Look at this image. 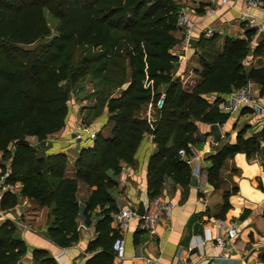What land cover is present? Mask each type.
Wrapping results in <instances>:
<instances>
[{"label": "trees", "instance_id": "obj_1", "mask_svg": "<svg viewBox=\"0 0 264 264\" xmlns=\"http://www.w3.org/2000/svg\"><path fill=\"white\" fill-rule=\"evenodd\" d=\"M179 9L173 0H0V156L9 166L6 182L20 186L18 194L4 195L0 210L14 208L19 198L47 207L46 234L59 247L78 240L79 217L85 225L91 216L101 217L96 224L98 237L90 246H101L103 251L87 264L111 263L110 223L117 210L108 192L115 184L107 172L117 175L121 163H133L144 133L156 146L147 170V189L155 198L166 178L180 185L190 182L189 169L178 152L194 143L195 122L220 124L227 118L202 95H227L251 80L264 97V72H247L243 66L250 50L249 33L246 40L226 37L221 51L216 48L217 36L202 40V81L190 93L182 90L174 77L178 59L171 53L181 40ZM44 10L59 21V36L49 42L42 41L49 33ZM78 46L100 51L75 63L73 50ZM90 67L94 75L111 67L120 74L112 80L113 87L122 88L119 96L106 102L112 137L98 133L91 145L81 148L75 178L70 179L64 176L66 157L46 156L38 146L64 126L68 90L61 83L67 79L72 83L74 75ZM160 94L164 104L157 122L135 118L142 105L155 104ZM27 137H35L38 146H31ZM263 143L264 131L247 140L238 137L234 145L209 158V178H216L227 156L242 152L250 159ZM83 188L90 193L80 203ZM96 208L101 211L95 213ZM27 252L16 226L4 221L0 264H21ZM29 253L31 264H57L44 250Z\"/></svg>", "mask_w": 264, "mask_h": 264}, {"label": "crops", "instance_id": "obj_2", "mask_svg": "<svg viewBox=\"0 0 264 264\" xmlns=\"http://www.w3.org/2000/svg\"><path fill=\"white\" fill-rule=\"evenodd\" d=\"M173 1L180 8H185L193 23L190 40L184 42L180 32V42L171 49L172 55L178 59L174 77L178 78L183 91L190 93L202 81L199 63L202 40L213 36H217L216 48L221 51L226 37L246 40L248 33L251 34L250 50L243 66L247 72L251 69L264 72V32L259 30L264 22V14L250 10L253 20L250 23L241 21L245 0H230L224 6L213 1L211 3V0ZM207 30L213 33L208 36ZM248 83L251 84L255 103L263 108L260 114L247 105L240 106L236 111L227 110L224 99L228 94L201 96L207 104H215L221 113L226 114V120L220 124L195 122L194 143L184 149L185 156L191 162L186 163L179 155L181 162L189 169L190 182L180 185L171 178L164 180L155 198L171 202L173 207L170 214L158 222L154 234L142 229L137 219L131 222L123 233L125 258L119 260L112 252L110 264H264V143L252 158L247 159L242 152L229 155L222 162L215 179L208 175L211 156L225 146L234 145L238 137L247 140L264 131V97L259 96V86L255 82L248 80L246 85ZM81 107L71 110L64 119L62 129L45 140L48 149L40 152L46 156L63 154L66 157L64 176L70 179L75 178L79 150L92 143L80 142L78 147V142L72 141L76 126L84 123L85 110H81ZM160 110L155 104L147 103L134 115L137 119L153 123L158 121ZM101 116V120L91 119L84 124L96 134L111 138L113 123L109 122V114L103 110ZM215 125L219 129L218 137L212 133ZM26 141L31 146H38L35 137H27ZM155 152L152 136L144 133L134 153L133 163H121L117 175L112 171L107 172V177L115 184L108 192L117 211L120 207H126L138 214L140 210L144 212L150 208L154 198L149 196L147 189V170L149 159ZM7 166L0 156V169ZM196 168L199 171L197 175ZM14 187L12 193L18 194L20 186L16 184ZM89 193L90 189L83 188L78 195L79 202L82 203ZM100 211L96 208L94 212ZM116 212L111 215L110 223V236L114 234V237L117 234L113 223ZM100 219L91 216L90 224L85 225L79 217L76 220L78 240L69 247H59L46 234L47 207L19 198L14 208L0 210V225L6 220L12 222L29 252L32 249L44 250L57 264H87L91 257L103 251L101 246H90L98 237L96 224ZM218 221L224 227L236 230V237L224 249L214 247V240L224 233ZM29 252L22 257L21 264H31Z\"/></svg>", "mask_w": 264, "mask_h": 264}, {"label": "built area", "instance_id": "obj_3", "mask_svg": "<svg viewBox=\"0 0 264 264\" xmlns=\"http://www.w3.org/2000/svg\"><path fill=\"white\" fill-rule=\"evenodd\" d=\"M217 2L219 5H228L230 0H211L210 2ZM250 10H257L264 14V0H245L244 10L241 14V21L251 22L253 20L252 15L249 13ZM177 25L182 29V39L184 42L190 40L191 31L193 23L187 16L185 8L181 7L178 11ZM259 30L264 32V22L260 25ZM212 30H207L206 35H211ZM164 104V95L161 94L157 101L155 102V107L157 109H162ZM224 108L229 111H236L240 106H252L257 113H261L263 108L256 104L253 99L251 84L248 83L242 88L231 91L224 99ZM96 133L92 131L89 126L84 123H79L74 133L72 134L73 142H82L85 144L91 143L95 139ZM179 155H181L186 163H190L191 159L185 156L184 150H180ZM198 169L196 168L195 175L198 174ZM9 175V166L5 167V170L0 169V202L2 201L4 195L8 192L14 191V185L8 184L7 178ZM172 204L168 201H163L160 198H154L150 203V208L146 209L141 216H139L134 210L126 207H120L118 211L113 215V223L116 227L117 234L112 242V252L114 256L123 260L125 258V240L123 233L128 229L131 222L136 219L139 221L142 229L148 231L150 234L155 233L156 226L158 222L167 217L171 210ZM217 224L223 227L224 233L214 240V247L224 249L230 240L236 237V230L233 228H226L223 226L222 222L218 221ZM185 261V258L182 259Z\"/></svg>", "mask_w": 264, "mask_h": 264}, {"label": "rangeland", "instance_id": "obj_4", "mask_svg": "<svg viewBox=\"0 0 264 264\" xmlns=\"http://www.w3.org/2000/svg\"><path fill=\"white\" fill-rule=\"evenodd\" d=\"M49 33L43 38L42 41L49 42L59 36V21L53 14L47 10L43 12ZM182 32V29H180ZM79 46L73 50L74 62L81 61L82 57L86 54H94L99 52V49H92L91 47ZM93 67H90L89 71L81 73V75H74V81L69 83L68 79L61 83V87L64 90H68V102L67 113L69 115L73 108H77L82 105L81 110H85L83 116V122H88L91 119L101 120V112L108 109L106 102L110 97H117L121 92V88H115L114 79L119 78L120 74L115 73L110 69L103 71L102 74H93ZM117 71V70H116ZM118 75V76H117ZM102 110V111H101ZM80 143H77L79 147Z\"/></svg>", "mask_w": 264, "mask_h": 264}, {"label": "water", "instance_id": "obj_5", "mask_svg": "<svg viewBox=\"0 0 264 264\" xmlns=\"http://www.w3.org/2000/svg\"><path fill=\"white\" fill-rule=\"evenodd\" d=\"M193 43H194V42H191V44H193ZM212 133H213L216 137L219 136V129H218L217 125L213 126V128H212ZM47 149H48V148H47V146H46V142H45V141L41 142V143L39 144V146H38V150H39V152H44V151H46ZM142 214H143V211L140 210V211L138 212V215L141 216Z\"/></svg>", "mask_w": 264, "mask_h": 264}]
</instances>
